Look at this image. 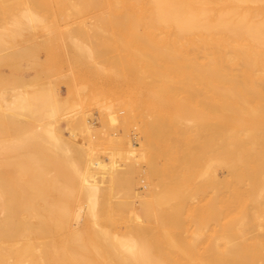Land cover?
Segmentation results:
<instances>
[{
  "label": "bare ground",
  "instance_id": "obj_1",
  "mask_svg": "<svg viewBox=\"0 0 264 264\" xmlns=\"http://www.w3.org/2000/svg\"><path fill=\"white\" fill-rule=\"evenodd\" d=\"M25 1L26 10L39 2ZM74 1L80 16L90 13L91 29L81 28L84 19L65 30L68 64L81 76L99 68L126 78L134 58L137 105L129 117L138 138L126 149L122 136L108 135L117 147L100 158L96 143L107 125L94 136L87 110L79 118L72 112L73 121L65 116L67 134L59 117L67 107L81 109L84 98L75 99L73 87L63 97L46 79L37 89L17 88L5 69L20 72L26 48L15 36L7 41L10 51L0 55V264H264V0ZM33 13L23 15L29 28L37 24ZM51 41L59 43L49 40L47 51ZM61 201L77 203L73 225L56 217L69 211L55 207Z\"/></svg>",
  "mask_w": 264,
  "mask_h": 264
},
{
  "label": "rangeland",
  "instance_id": "obj_2",
  "mask_svg": "<svg viewBox=\"0 0 264 264\" xmlns=\"http://www.w3.org/2000/svg\"><path fill=\"white\" fill-rule=\"evenodd\" d=\"M68 1V0H67ZM67 1L66 0H62V2H61V0L59 1V0H46V3H44V1L43 0H39V2H38V4H40V5H42V4H44V5H42L41 6V8H39L38 9V7L37 6H35V5H38V4H30V6L28 5V7H29V9L27 8V10H26V1L25 0H7V3L4 5V7H3V10H0V55L2 56V55H5V54H7V51H8V48L7 47H9V45H8V43H7V41H9L10 43H11V41L10 40H12V37L13 36H15V37H17V38H15L13 41H15V42H13V43H18V44H20L21 45V48L23 49V48H26V50H24V51H26L25 52V54L23 53V52H21L23 55L20 57V59L18 58V61L19 62H23V65H25V66H23L22 65V67H20L18 70L20 71V72H18V71H15V70H12V69H5V71L7 72L8 71V73L10 72L11 74H12V76H13V78L15 79V81H14V83H15V86L17 87V88H19L20 87V89H23V85H25V88L26 87H31L32 88V85H33V88L32 89H34L35 88V86H36V89H37V86L39 85L40 86V84L42 83V81H45V83H46V80H47V84H48V82H49V84H50V88L51 89H53L52 88V86H54V88L56 89L57 87V89L55 90V89H53V90H55V91H58L59 90V92L63 95V97L65 96H67V95H69V92H70V89H71V94H72V96L75 98V99H79V96H80V98H82V101H83V98H84V102L82 103L83 104V107L81 108V109H79L78 107H76L77 109L75 110L74 109V107L72 108L71 106H70V109L67 107V109H65V110H67V111H70L69 113H67V111H66V114L64 113V115L62 116V115H60V119H59V122H60V125L62 126V127H64L65 128V132L67 133V131H66V127L68 126L67 125V123H66V121H65V118L68 116L69 118H68V120H70V119H72L71 121H73L75 118H72V115L74 114V116H76V115H80L81 117L82 116H84V110H87L86 112H85V117L87 118V120H92V119H90V117L92 118L93 117V119H95V126H93V127H95L96 129L97 128H100V127H102L103 126V128L104 127H106V125H107V128H105V130H106V133L107 134H103V132H105V130L102 128H100L99 130H94V136L95 135H97V133L96 132H98V133H100L101 135H97V136H103V138H101V139H104V138H106V137H108V135H110L109 137H111L112 135L113 136H115V137H121L122 136V139L124 140V147L126 148V149H129V147H130V141H131V139H133V141H131V143H134V144H136V140H137V138H138V130L137 129H135V127L137 126L136 125V123L134 122V121H132L131 119H133L134 120V117H132V118H130L131 116L130 115H132V116H136V114H134L133 115V113H136V111L134 112L133 110H136V105H137V102L136 103H134V101H136L137 100V91L134 89L136 86H137V90H138V85H137V78H136V69H134L133 70V68H136V66L134 67V63H135V61H134V58L132 57L131 58V65L133 66H130V69H129V77L127 76L126 78L124 77V76H116V74L112 71V70H109V69H105V70H101V69H97V68H91V69H89V71L87 72V71H85V72H83V74H82V76H81V73H82V71L79 69V71H78V68H75V67H71L70 66V64H68L69 62H68V59H67V56H66V52H65V50H64V46H63V44L62 43H60V41L62 42V40H64V39H68V34L70 35V30H72L73 28L74 29H76L75 28V24L77 23L78 24V22L80 21V22H83L84 21V19L86 20V21H84L83 22V25L79 22V27L82 25V29H86V30H89L90 31V29L91 28H86V27H88L89 25H88V23H89V21H90V19H89V15H90V13H88V12H83L82 13V15L80 16L79 14H80V12H82V11H77V10H75V1L73 0L72 1V5H70L71 4V0H70V4H69V1H68V3H67ZM42 2V3H41ZM58 2V3H57ZM65 2V3H64ZM73 3H74V6H73ZM47 4V5H46ZM39 5V6H40ZM71 6H72V8H71ZM34 8V10L33 9H31V8ZM36 8H37V10H36ZM46 8V11H44V9ZM42 11H41V10ZM49 9V10H48ZM23 11H24V13H23ZM26 11H27V16H26ZM28 11H29V13H28ZM49 11V12H48ZM65 11V12H64ZM71 11H73V12H71ZM33 12H35V13H33ZM44 12H46V13H44ZM78 12V13H77ZM32 14L33 13V15H35V17L39 20H37V24H35L33 27H30L29 28V26H28V20L25 18V17H27L28 18V14ZM63 13V14H62ZM51 14V15H50ZM59 14V15H58ZM72 14H73V16H72ZM25 17H24V16ZM40 15V16H39ZM61 15V16H60ZM77 15H79V16H77ZM24 18H23V17ZM59 16H60V18H59ZM76 16V17H75ZM87 16V17H86ZM39 17V18H38ZM43 17V18H42ZM49 17V18H48ZM51 17V18H50ZM66 17V18H65ZM85 17V18H84ZM48 18V19H47ZM62 18H65V19H62ZM75 18V19H74ZM87 18L89 19L88 20V22H87ZM82 21H81V20ZM17 20H18V22L20 23V24H18L17 23ZM19 20H21V21H19ZM43 20H44V22H43ZM64 20V21H63ZM23 21V22H22ZM55 21V22H54ZM60 21H63V22H60ZM76 23H75V22ZM24 22H25V24H24ZM39 22V23H38ZM74 22V23H73ZM86 22V23H85ZM17 23V24H16ZM44 23H48V25L50 24V28H47V27H44L45 26V24ZM18 25V26H15V25ZM73 24V25H72ZM77 24H76V27H77ZM84 24H87V25H84ZM21 25V26H20ZM24 27H23V26ZM67 25V26H66ZM28 27V28H27ZM39 27H40V29H39ZM69 27V28H68ZM71 27V28H70ZM90 27H91V25H90ZM93 27V26H92ZM22 28V29H21ZM36 28V29H35ZM38 28V29H37ZM81 28H78L79 30L81 29ZM19 29H20V31H19ZM25 31H24V30ZM61 29V30H60ZM68 29V30H67ZM70 31V32H66V31ZM49 31V32H48ZM19 33V34H13V33ZM48 32V33H47ZM13 34V35H12ZM28 34V35H27ZM35 34H36V36H35ZM43 34V35H42ZM45 34V35H44ZM18 35V36H17ZM19 35H21V36H19ZM30 35H31V37H30ZM65 35V36H64ZM68 36V37H67ZM51 37V38H50ZM65 37V38H64ZM34 38L36 39V40H34ZM26 39V40H25ZM57 40V41H59V43H54V42H50L49 43V46H51L52 47V50L50 49L49 51H47V42L49 41V40ZM31 40V41H30ZM34 40V41H33ZM42 40V41H41ZM23 43H22V42ZM24 41H26V43L24 42ZM33 41V42H32ZM41 41V42H40ZM21 42V43H20ZM24 43H25V45H24ZM41 43V44H40ZM37 44H38V46H37ZM8 45V46H7ZM32 45V46H31ZM25 46V47H24ZM31 46V48H29ZM33 46H35V47H33ZM37 46V47H36ZM39 46H41V47H39ZM55 46H58V48H56ZM33 47V48H32ZM39 47V48H38ZM61 48V50H60V48ZM37 48H38V50H37ZM44 48V49H43ZM63 48V49H62ZM39 49H41V50H39ZM22 50V51H23ZM34 50V51H33ZM63 50H64V52H63ZM9 51H10V48H9ZM8 51V52H9ZM32 51V52H31ZM35 53V54H34ZM110 54H112V52H109ZM27 54H28V56H27ZM31 54V55H30ZM33 54V55H32ZM39 54V55H38ZM61 54H62V56H61ZM25 55L27 56V57H25ZM29 55H30V57H29ZM36 56L37 58H35V57H33V56ZM38 55V56H37ZM64 55V56H63ZM23 57H24V59H26V60H24L23 59ZM63 57V58H62ZM35 58V59H34ZM45 58V59H44ZM51 59H53L52 61H51ZM67 61H66V60ZM132 59H133V63H132ZM42 60H43V62H42ZM29 61L31 62V63H29ZM36 61V62H35ZM50 61V62H49ZM41 63V64H40ZM49 63H51L52 64V68H50L49 69V72H48V70H45L46 68L44 67V70H43V64H44V66H45V64H49ZM31 65V66H29V65ZM32 64H35V65H32ZM68 64V65H67ZM39 65V66H38ZM28 66V71H27V69H25V67H27ZM55 66H57V67H55ZM59 66V67H58ZM31 67V68H30ZM63 68V69H61V68ZM40 68L42 69V70H40ZM69 70H68V69ZM70 68H72V69H70ZM25 69V70H24ZM58 71H57V70ZM60 69V70H59ZM22 70H24L25 71V73L24 74H26V76H27V78L28 79H30V80H28L27 78H25L26 76L24 75V77H23V74L21 75V71ZM29 70L30 71H32V72H29ZM35 70V71H34ZM64 70V71H63ZM107 70V71H106ZM109 70V71H108ZM13 71V72H12ZM23 71V72H24ZM47 71V72H46ZM57 71V72H56ZM98 71V72H97ZM100 71H101V73H100ZM43 74L42 76H41V73ZM60 72V73H59ZM71 72V73H70ZM73 72V73H72ZM15 73H17V75L15 74ZM27 73H31V74H27ZM45 73V74H44ZM46 73H48V74H46ZM77 73V74H76ZM111 73H113V74H111ZM131 73V74H130ZM18 74L20 75V76H18ZM57 74H58V76H57ZM74 74V75H73ZM86 74V75H85ZM87 74H89V76L87 75ZM38 75H40V76H38ZM47 75V76H46ZM61 75L62 76H64V77H61ZM70 75V76H69ZM72 75H73V77H72ZM99 75V76H98ZM115 75V76H114ZM94 77V78H90V77ZM132 76H133V79H132ZM32 77H34L33 79H32ZM37 77V78H36ZM39 77V78H38ZM43 77V78H42ZM120 77V78H119ZM121 77H122V79L123 80H120L121 79ZM20 78V79H19ZM22 78H24L23 80H22ZM82 78H84V82H83V80H82ZM96 78V79H95ZM100 78V79H99ZM101 78H102V80H101ZM104 78V79H103ZM115 78V79H114ZM116 78H119L118 79V81H117V79ZM125 78V79H124ZM129 78H131L130 80H129ZM13 79V80H14ZM18 79V80H17ZM26 79V80H25ZM46 79V80H45ZM55 79V80H54ZM62 79V80H61ZM75 79V80H74ZM97 79H99V81H97ZM106 79V80H105ZM112 79L113 80H115V81H112ZM17 80V81H16ZM20 80H22V81H20ZM72 80V81H71ZM74 80V81H73ZM101 80V81H100ZM126 80V81H125ZM39 83H38V82ZM51 81V82H50ZM62 81V82H61ZM19 84H17V83ZM34 82H36V83H34ZM58 82V83H57ZM65 82V83H64ZM69 82L71 83V84H69ZM78 82H79V84H78ZM81 82V83H80ZM114 82V83H113ZM127 82V83H126ZM136 82V83H135ZM29 85H28V84ZM32 83H34V84H32ZM45 83H43V84H45ZM53 83V84H52ZM59 83H61V84H59ZM105 83V84H104ZM126 83V84H125ZM135 83V84H134ZM46 84V85H47ZM59 86H58V85ZM76 84V85H75ZM85 84V85H84ZM124 84V85H123ZM46 85H44V87L46 86ZM52 85V86H51ZM72 85V86H71ZM84 85V87H85V89L87 90H82V91H80V88H81V86H83ZM88 85V86H87ZM106 85V86H105ZM19 86V87H18ZM49 86V85H48ZM109 86V87H108ZM122 86V87H121ZM132 86V87H131ZM135 86V87H134ZM104 87V88H103ZM31 88H29V89H31ZM47 88H49V87H47ZM76 88H77V90H78V92L76 91ZM116 88V89H115ZM45 89H46V87H45ZM67 89V90H66ZM47 90H49V89H46V91ZM90 90V91H89ZM67 91H68V93H67ZM72 91H74V92H72ZM80 91V92H79ZM89 91V92H88ZM132 91V92H131ZM136 91V92H135ZM86 92H88V94L86 93ZM109 92V93H108ZM117 92V93H116ZM126 92H128V93H126ZM135 92V93H134ZM112 93V94H111ZM120 93V94H119ZM124 93V94H123ZM94 94V95H93ZM102 96H101V95ZM106 94V95H105ZM78 95V96H77ZM96 95V96H95ZM136 95V96H135ZM88 96V97H87ZM100 96V97H99ZM117 96V97H116ZM121 96V97H120ZM86 97V98H85ZM109 97V98H108ZM115 97V98H114ZM125 97V98H124ZM93 98H94V100H93ZM105 98V99H104ZM100 99V100H99ZM107 99V101H105ZM110 99V100H109ZM116 99V100H115ZM121 99V100H120ZM89 100V101H88ZM113 100H115V101H113ZM133 100V101H132ZM87 101H88V103H87ZM94 101V102H93ZM99 101V102H98ZM110 101V102H109ZM117 101V102H116ZM100 102H101V104L104 106H101V104H100ZM105 102V103H104ZM108 102V103H107ZM112 102H114L112 105L113 106H111V103ZM120 102V103H119ZM104 103V104H103ZM126 103V104H125ZM127 103H128V106H127ZM108 104H109V106H111L110 108H111V110H113V111H110V108L108 107ZM124 104L126 105V108L127 109H129V107L130 106H132L131 104H133V106L132 107H130V110H131V108H132V110L130 111L129 110V112L131 113H129V114H127L128 112L126 111V108H125V106H124ZM136 104V105H135ZM86 105H88V106H86ZM98 107H97V106ZM105 105H107L106 107L108 108H106L105 107ZM117 105V106H116ZM76 106V105H75ZM82 106V105H81ZM86 106V107H85ZM89 106H92V107H90L89 108ZM100 106V107H99ZM122 106V107H121ZM88 107V108H87ZM115 107H116V109H115ZM119 107H121L119 110H118V108ZM72 108V109H71ZM86 108V109H85ZM122 108H125V110H122ZM89 109V110H88ZM101 109L102 110H104V115L102 114V112H101ZM65 110H64V112H65ZM72 110V111H71ZM77 110H78V112H77ZM83 110V113L82 112H79V111H82ZM118 110V111H117ZM115 111V112H114ZM125 111V112H124ZM73 112V113H72ZM76 112V113H75ZM88 112V113H87ZM100 112V113H99ZM108 112V113H107ZM110 112H111V114H110ZM71 113H72V115H71ZM78 113V114H77ZM92 114V115H90V114ZM62 114H63V112H62ZM76 114V115H75ZM83 114V115H82ZM101 114L103 115L102 117H101ZM105 114H107V115H105ZM70 115H71V118H70ZM87 115H89V116H87ZM66 116V117H65ZM73 116V117H74ZM79 116V117H80ZM104 116H106L105 118H104ZM111 116V117H110ZM115 116V117H114ZM127 116H128V120L126 119L127 118ZM130 116V117H129ZM78 116H76V118H77ZM78 117V118H79ZM85 117H83V118H85ZM95 117V118H94ZM62 118V119H61ZM89 118V119H88ZM102 118V119H101ZM114 118V119H113ZM101 119V120H100ZM117 119V120H116ZM120 119H123V120H120ZM130 119V120H129ZM135 119H137V118H135ZM68 120H67V122H68ZM102 120H106L105 121V126H104V124L102 123ZM78 121V120H77ZM100 121V122H99ZM113 121V122H112ZM119 121V124L117 123ZM127 121H129V123H130V121H132L134 124H135V126H132V125H134L132 122L129 124V126H128V122ZM135 121H137V120H135ZM104 122V121H103ZM108 122V123H107ZM75 123H76V120H75ZM115 123V124H114ZM121 123H122V125H121ZM123 123H124V125H123ZM103 124V125H102ZM138 124V123H137ZM73 125H75V124H73ZM72 126V125H71ZM109 126V127H108ZM112 126H114V129H112L113 127ZM73 127V126H72ZM74 127H78L77 129H75V130H77L78 131V133H77V131H75L76 132V138H77V140H78V142H81L82 140L84 141L85 140V138L84 139H81V137H85V135H84V133L82 134L79 130V125H75ZM73 127V128H74ZM110 128L112 129V130H110ZM128 128V129H127ZM130 128H132V129H134V131L132 130V129H130ZM137 128V127H136ZM94 129V128H93ZM111 131H109V130ZM136 130V131H135ZM96 131V132H95ZM113 131V132H112ZM126 131V132H125ZM128 131H130L129 133H128ZM124 132V133H123ZM136 134H134V133ZM68 134V133H67ZM79 134H82L81 136L79 135ZM103 134V135H102ZM114 134H116V135H114ZM120 135V136H119ZM125 135H126V139H125ZM96 136V137H97ZM135 136V137H134ZM95 137V140L96 141H98L99 140V137H98V139ZM124 137V138H123ZM137 137V138H136ZM134 138H136V139H134ZM100 139V141H98L96 144H99V142H100V145H96V148H105V144H108V142H107V138L106 139H104V140H101ZM106 140V141H105ZM128 140V142H126ZM130 140V141H129ZM82 141V142H83ZM102 141H104V142H102ZM104 143V144H102V143ZM128 143V144H127ZM111 144V143H110ZM110 144H108L107 146H108V148H107V146H106V149H109V150H105V149H101V150H97L96 148H95V150L97 151H95L97 154L99 153V157L100 158H102V159H104L105 158V160H107V156L110 154L109 152L112 150V148H115V146L116 145H113L112 144V147H110ZM129 145V146H128ZM117 147V146H116ZM101 151H109V152H106V154H107V156L105 155V152H104V154H100V153H103V152H101ZM109 153V154H108ZM105 155V156H104ZM139 167H141L142 168V170L141 169H138V170H140L139 172L140 173H136L137 172V168H139ZM143 166L142 165H140V166H136V169H135V175L137 176V175H139V176H137L136 178L137 179H139V177H140V179H143V180H136V181H143V182H141L142 184L143 183H145V182H147V179L145 178V176H144V173L142 172V171H144L143 170ZM143 174V175H142ZM143 177V178H142ZM135 181V182H136ZM62 202V201H61ZM61 202H57L56 203V205H55V207H59V208H64V207H66L67 206V203H61ZM60 203H61V205H60ZM55 204V203H54ZM54 204H52L51 206H53ZM63 204H65V206L63 205ZM75 205L77 206V203L75 204V203H69V205L67 206V207H69V211H67V212H58L57 214H55L56 215V217L58 218V220L59 221H61V220H66V222H69V221H71L70 222V224L71 225H73L74 223H75V219L73 218V216H75L74 215V212H75V209H76V207H75ZM54 207V206H53ZM57 207V208H58ZM73 209V210H72ZM61 211V210H60ZM48 211H44L43 212V214L45 215V217H51L52 215H51V212H48ZM63 213V214H62ZM65 213V214H64ZM60 214V215H59ZM67 214H69L70 216L72 215V218L71 217H69V216H67L68 218H66V215ZM54 215V214H53ZM65 215V216H64ZM61 218H63V219H61ZM74 220V221H72V220ZM60 255H63V250L60 252ZM61 264H70L67 260H64ZM81 264H86V260H85V263H81Z\"/></svg>",
  "mask_w": 264,
  "mask_h": 264
}]
</instances>
